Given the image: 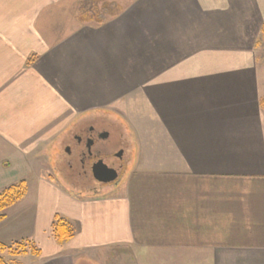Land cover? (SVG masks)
<instances>
[{
    "label": "crops",
    "instance_id": "crops-1",
    "mask_svg": "<svg viewBox=\"0 0 264 264\" xmlns=\"http://www.w3.org/2000/svg\"><path fill=\"white\" fill-rule=\"evenodd\" d=\"M81 1L0 0L2 176L92 115L136 147L108 194L40 178L41 259L264 264V0H104L101 22Z\"/></svg>",
    "mask_w": 264,
    "mask_h": 264
},
{
    "label": "rangeland",
    "instance_id": "rangeland-1",
    "mask_svg": "<svg viewBox=\"0 0 264 264\" xmlns=\"http://www.w3.org/2000/svg\"><path fill=\"white\" fill-rule=\"evenodd\" d=\"M85 1H91L93 6V10L90 14L84 16L88 18L87 22H91L92 20L90 18L103 13L100 9L105 6L104 0L81 1L79 8L84 14L86 9L88 10V8L91 7H89V4H84ZM82 6L86 7L83 8ZM259 47L264 52V35L259 43ZM97 120L104 122L106 126L109 128L111 127L113 133L115 132L112 139L117 143L115 145V151L120 150V148L124 151L122 167L116 169L113 167V170L116 173L117 171H120L115 174V180L110 183L100 182L102 185H99V181L97 180V182L96 178H92V182L80 181L68 165L69 163L74 164V170H76V161H70V158H68L66 154L68 147L73 146V137L84 129L86 125H88V122L93 124L97 123ZM72 133L73 135L68 137V139L54 141L49 149V156L47 158L37 159L35 162H33L35 159L34 157L30 159L28 164H31V167L26 168L24 165L23 167L21 165L19 169L5 172L4 176H2L4 172L0 171V182L5 180L0 183V193L13 185L21 184L22 182L27 185L26 199L7 210L5 213L7 219L0 223V243L2 242V244L7 247L2 256L8 261V263L12 264H134L124 252H117L116 255L112 256H109V253H105L104 255H101L97 261L91 260L89 257L81 258L79 260V257L75 256L68 257L65 262L59 260L47 263L40 257V251L37 248L35 240L37 238V233L41 230V228H39V224L42 221L41 216L44 217V221L48 219V217L46 218L48 210L44 208V201H42L41 198L44 188L40 185V178H47L56 183L55 185L60 184L68 189L70 188V190H74L76 193L108 194L109 189L115 188L117 183L125 181L129 175H131V169L136 159L134 155L136 151L134 141L129 135H126V131L121 126L120 122L109 115L97 114L96 116H88V118H85L82 123L74 126ZM13 182H15V184ZM85 183V187L97 191L94 193H85L84 190H81L84 188L82 185ZM5 186L8 187L5 188ZM78 199L85 201L82 198ZM56 216L59 217V215Z\"/></svg>",
    "mask_w": 264,
    "mask_h": 264
},
{
    "label": "flooded vegetation",
    "instance_id": "flooded-vegetation-1",
    "mask_svg": "<svg viewBox=\"0 0 264 264\" xmlns=\"http://www.w3.org/2000/svg\"><path fill=\"white\" fill-rule=\"evenodd\" d=\"M106 119L109 120L108 118ZM114 133L111 131V127L109 128L104 122L97 120V123L93 124L88 122V125L73 137V146L68 147L66 154L68 158H70V161H76V170H74V164L69 163L68 165L80 181L92 182V178L95 179V165L104 158L112 157L120 153L122 154L121 160H124L123 149L120 148V150L115 151V145L117 143L112 140V134L114 135ZM108 167L109 169L107 172L110 174H117L120 172L117 171L116 173L113 171V166ZM98 183L102 185V183ZM82 186L84 188L81 190L90 193L97 191L85 187L86 183Z\"/></svg>",
    "mask_w": 264,
    "mask_h": 264
},
{
    "label": "trees",
    "instance_id": "trees-1",
    "mask_svg": "<svg viewBox=\"0 0 264 264\" xmlns=\"http://www.w3.org/2000/svg\"><path fill=\"white\" fill-rule=\"evenodd\" d=\"M85 3L87 5L89 4V7L90 6L91 7L88 8V10L86 9L85 14L82 13L80 10L79 18L81 19L82 22H87L88 18L84 16L89 15L90 12L93 10L91 1H85L84 4ZM101 17L102 15L98 14L96 17H93L90 19L93 20L94 18H96L97 21L99 20L101 22L102 19H99ZM263 32H264V26H263ZM26 196H27V185L24 182L18 185H13L12 187L7 188L3 192L0 193V223L6 220L7 218V215L5 214L6 211L13 208L18 203L22 202L26 198ZM52 234L54 238L59 243L62 244L64 242H68L69 240H71L73 238L74 232L71 226L66 221H64L63 219H60V217H57L53 223ZM6 248H7L6 245L0 243V264H12V263H8L5 260V258L2 256ZM10 248H13V247H10Z\"/></svg>",
    "mask_w": 264,
    "mask_h": 264
},
{
    "label": "water",
    "instance_id": "water-1",
    "mask_svg": "<svg viewBox=\"0 0 264 264\" xmlns=\"http://www.w3.org/2000/svg\"><path fill=\"white\" fill-rule=\"evenodd\" d=\"M121 156L122 154L119 153L115 156L107 157L100 160L94 168V177L96 178V180L103 183L113 182L116 178V175L107 172V170L109 169L108 166H113L115 169L122 167L123 164Z\"/></svg>",
    "mask_w": 264,
    "mask_h": 264
}]
</instances>
